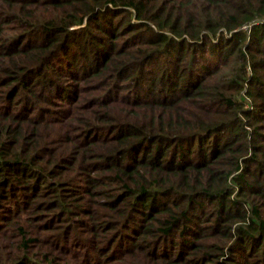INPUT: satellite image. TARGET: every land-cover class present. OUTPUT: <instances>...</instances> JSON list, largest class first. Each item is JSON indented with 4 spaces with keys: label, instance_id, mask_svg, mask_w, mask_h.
I'll return each instance as SVG.
<instances>
[{
    "label": "trees",
    "instance_id": "16d2710c",
    "mask_svg": "<svg viewBox=\"0 0 264 264\" xmlns=\"http://www.w3.org/2000/svg\"><path fill=\"white\" fill-rule=\"evenodd\" d=\"M0 264H264V0H0Z\"/></svg>",
    "mask_w": 264,
    "mask_h": 264
}]
</instances>
